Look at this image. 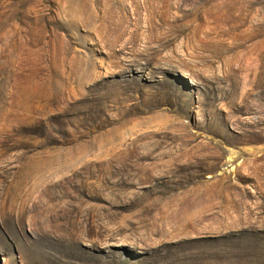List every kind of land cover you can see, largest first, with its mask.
<instances>
[{"label": "rangeland", "instance_id": "1", "mask_svg": "<svg viewBox=\"0 0 264 264\" xmlns=\"http://www.w3.org/2000/svg\"><path fill=\"white\" fill-rule=\"evenodd\" d=\"M0 264H264V0H0Z\"/></svg>", "mask_w": 264, "mask_h": 264}, {"label": "bare ground", "instance_id": "2", "mask_svg": "<svg viewBox=\"0 0 264 264\" xmlns=\"http://www.w3.org/2000/svg\"><path fill=\"white\" fill-rule=\"evenodd\" d=\"M135 9L137 10L138 7H135ZM96 17L97 16H95L94 13H89V15L85 17L86 19L83 23H86V25L90 26L93 29H98L100 28V26H97L98 19ZM99 20H101L100 25L108 27L111 32L116 36L117 40L123 39L125 35L129 34V37L127 38L129 43L130 40H133V38L139 37L140 35H145V32H149V34L146 35L145 39L147 38V40H152L154 32H156L159 27L157 23L153 22L152 19L147 18L144 21L142 18H140V16L135 18L134 23L130 24V22L125 17L118 13L107 14V12H104L103 15L99 17ZM144 22L146 25H143ZM142 28L145 30H142ZM214 150H209L208 153L199 156L200 162H197L199 163V167L201 169L213 170L215 168L223 167L225 165V162L222 163V160L224 159V154L222 152L218 154V151Z\"/></svg>", "mask_w": 264, "mask_h": 264}]
</instances>
